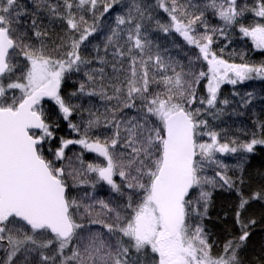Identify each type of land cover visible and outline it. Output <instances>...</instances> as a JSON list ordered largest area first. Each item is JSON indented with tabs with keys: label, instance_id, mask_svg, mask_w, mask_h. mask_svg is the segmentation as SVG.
<instances>
[{
	"label": "snow or ice",
	"instance_id": "obj_1",
	"mask_svg": "<svg viewBox=\"0 0 264 264\" xmlns=\"http://www.w3.org/2000/svg\"><path fill=\"white\" fill-rule=\"evenodd\" d=\"M121 3L39 0L37 7L65 29L58 43L49 44L52 38L35 15L23 19L30 14L21 0H0V264H241L239 250L250 236L248 227L256 223H244L241 214L250 200L264 199V189L245 197L219 154L243 156L264 145V123L258 125L259 137L251 133L240 141L224 129L213 130L208 118L219 120L233 104L221 98L222 85L264 79V62L237 64L224 58L233 28L255 49H264V0H204L202 5L155 0L147 7L131 0L115 14L103 56L95 46L100 67L92 68L81 48ZM156 10L167 14L168 23L152 15ZM209 11L222 26L208 23ZM249 14L254 19L245 24ZM153 23L195 49L187 68L161 55L149 37ZM221 40L224 46L215 49ZM81 72L84 81L62 94L65 80ZM202 81L205 94L198 96ZM233 96L239 108H247L254 93L234 91ZM97 97L110 107L101 112L73 103ZM46 98L79 137H61L57 148L48 149L52 159L45 149L59 125L46 114ZM126 110L136 115L127 116ZM73 115H79L80 124L72 122ZM70 145L81 151L66 156ZM85 152L103 163L85 162ZM97 184L109 186L124 203L95 200L86 192L79 198L71 194ZM217 187L239 194L236 222L241 231L214 254L199 221L207 216L209 189Z\"/></svg>",
	"mask_w": 264,
	"mask_h": 264
},
{
	"label": "trees",
	"instance_id": "obj_2",
	"mask_svg": "<svg viewBox=\"0 0 264 264\" xmlns=\"http://www.w3.org/2000/svg\"><path fill=\"white\" fill-rule=\"evenodd\" d=\"M49 3H55V0H48ZM131 0H122L120 5L115 6L113 10L105 15L101 21V27L94 36L89 38L85 46L81 48V55L85 58L92 60L93 63L90 67L98 68L99 63L96 61L97 52L95 46L100 47L99 55L103 56V43L106 35L109 34V28L114 26V16L116 13H122L126 6L130 4ZM195 3L202 5L204 0H194ZM39 0H21V4L24 5L29 12V16L24 17L25 21L31 19L32 15H35L38 24L44 30L49 32L51 40L46 41L51 44L52 41L59 42V37L64 34V26L58 20H51L46 14V10H43L42 6L37 7ZM142 6H154L155 0H141ZM251 3V0H249ZM152 15L161 21V23H168V16L162 10L153 11ZM208 23L211 26H222L219 19L209 11L205 13ZM254 17L249 14L247 15L243 22L245 24L251 23ZM149 37L154 42V45L159 46V50L165 59L171 57L173 60L178 61L187 68L189 57H192L195 53V49H190L183 42L182 37L179 34H165L155 28L154 23L149 25ZM31 35V33H29ZM232 43L225 48V59H229L230 62L234 63H254L259 64L264 62V50L255 49L253 44L248 38H240L239 32L233 28L231 30ZM225 41L221 40L218 44L214 45L215 49L223 47ZM235 50L237 55L229 56ZM156 49L153 48V52ZM111 59V57H108ZM206 70V66L200 65ZM179 70V69H178ZM109 75H111L110 68L106 69ZM85 77L83 72L72 74L70 79H66L62 86V94L67 96L69 93L75 91L78 87V83L84 81ZM206 81H202L197 89V95L202 96L205 94ZM241 89V95L244 94L243 91L251 90L254 92V98L252 103L247 106V108L238 107V98L233 96V92ZM223 90H221L222 92ZM238 92V91H237ZM110 93V89H109ZM221 93V98H227L224 94H230L233 96V104L226 108V113L219 120L209 119V123L212 125L213 130L220 131L222 129L226 130L227 136L229 138H237L240 141H245L250 139L251 133H256L260 136V131L258 125L264 123V79H252L245 81L243 84H238L229 91V93ZM229 99V98H228ZM73 103L81 104L83 108L87 109L92 106V110L97 109L101 112L105 110L106 107L110 105L102 103L100 99L97 98H82L74 99ZM46 114L51 118V121H56L59 127H54V139L46 145L45 155L52 159V154L48 151L49 148L54 150L59 146L60 138L65 139H77L79 138L76 133H74L68 127V122L57 117L56 106L54 102L45 99L43 102ZM237 109L234 112L233 109ZM127 116H135L136 112L134 110H126ZM84 119H87L85 114ZM73 123L80 124L79 115H73L71 117ZM104 135H111V131H105L103 128L100 130ZM96 132L94 134H100ZM205 140L208 138L205 137ZM76 150V153L81 151L80 146L70 145L67 149L66 156L72 157V149ZM94 153H84L83 159L85 162H90L92 157H95ZM97 157V156H96ZM222 158V157H221ZM223 160L227 163L230 168L228 175L232 177L233 180L237 181L236 187L240 188L241 192L245 197H251L254 192H259L264 189V145H257L252 153L248 154H228L224 155ZM240 165V167H237ZM208 175H212V170H209ZM119 182V178H116ZM243 180V184L239 183V180ZM102 184H97L95 189L90 186H84L77 188L72 191V195L80 197L85 192L89 193L91 197L95 200H104L105 202L113 203L114 205H122L124 203L123 199L119 194L108 190L104 192L101 188ZM101 188V189H100ZM212 192L211 200L208 207L207 216L199 221L203 224L205 231L208 233L209 242L213 244V253L217 254L221 251L222 245L226 240L233 237H238L240 235V228L236 222V211L237 205L240 200L239 194L235 189L228 188H215L209 189ZM92 200H85L84 203H91ZM241 220L247 223L249 220H255L254 225L248 227L250 236L239 250L238 256L241 264H264V199L250 200L248 206L241 214ZM48 254H51L49 252ZM3 253H0L2 256ZM34 261L38 260V256L33 257Z\"/></svg>",
	"mask_w": 264,
	"mask_h": 264
},
{
	"label": "rangeland",
	"instance_id": "obj_3",
	"mask_svg": "<svg viewBox=\"0 0 264 264\" xmlns=\"http://www.w3.org/2000/svg\"><path fill=\"white\" fill-rule=\"evenodd\" d=\"M251 42V41H250ZM252 43V42H251ZM254 46V45H253ZM258 50V49H257ZM260 50V49H259ZM264 50V49H263ZM232 87H235V86H232V85H230V84H224V85H222V87H221V90H223L221 93H229V91L232 89ZM236 91H238V92H240L241 91V89H238V90H236ZM244 93H246V92H252L251 90H245V91H243ZM254 93V92H253ZM223 94H222V96H223ZM227 98H229V99H233V96H231L230 94H224ZM66 153H67V149H66ZM76 153V150L73 148L72 149V151H71V154H72V157H73V155ZM222 157V158H221ZM223 157H224V154H219V158L220 159H222L223 160ZM90 162H100V163H103V161H102V158H99V157H92V159L90 160ZM57 166H59V164L57 165ZM101 188H102V190L104 191V192H106V191H108V190H110V187L109 186H107L106 184H102L101 185ZM100 188V189H101Z\"/></svg>",
	"mask_w": 264,
	"mask_h": 264
},
{
	"label": "flooded vegetation",
	"instance_id": "obj_4",
	"mask_svg": "<svg viewBox=\"0 0 264 264\" xmlns=\"http://www.w3.org/2000/svg\"><path fill=\"white\" fill-rule=\"evenodd\" d=\"M96 155V154H95Z\"/></svg>",
	"mask_w": 264,
	"mask_h": 264
},
{
	"label": "water",
	"instance_id": "obj_5",
	"mask_svg": "<svg viewBox=\"0 0 264 264\" xmlns=\"http://www.w3.org/2000/svg\"><path fill=\"white\" fill-rule=\"evenodd\" d=\"M47 99V98H46Z\"/></svg>",
	"mask_w": 264,
	"mask_h": 264
}]
</instances>
